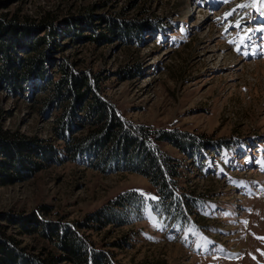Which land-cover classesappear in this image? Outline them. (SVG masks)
I'll use <instances>...</instances> for the list:
<instances>
[{
	"label": "rangeland",
	"instance_id": "obj_1",
	"mask_svg": "<svg viewBox=\"0 0 264 264\" xmlns=\"http://www.w3.org/2000/svg\"><path fill=\"white\" fill-rule=\"evenodd\" d=\"M251 2L0 0V25L32 33L36 27L47 35L40 25L46 18L57 28L55 41L44 47L41 72L0 76L1 131L34 144H66L55 134L63 94L50 82L68 62L78 73L100 75L101 95L133 125L207 143L190 157L171 140L159 142L182 165L179 187L200 198L186 224L166 215L155 202L157 189L138 171H106L85 156L44 159L39 151L32 158L37 166L12 167V174L0 168L6 235L45 256L60 252L39 222L74 223L118 264H264V32L256 31L264 27V14L238 7ZM241 19L240 28L232 26ZM129 21L138 28L122 32ZM245 28L252 29L251 39L242 44ZM24 44L12 51L19 59L33 55ZM84 113L74 114L72 137L94 130V116ZM2 148L0 163L8 160ZM131 191L144 203L118 210L125 224L90 228L98 224L94 214Z\"/></svg>",
	"mask_w": 264,
	"mask_h": 264
},
{
	"label": "trees",
	"instance_id": "obj_2",
	"mask_svg": "<svg viewBox=\"0 0 264 264\" xmlns=\"http://www.w3.org/2000/svg\"><path fill=\"white\" fill-rule=\"evenodd\" d=\"M4 22V21H3ZM126 24V23H125ZM41 26L48 28L47 35L38 33V28L33 27L34 33L15 28L14 23H4L0 25V76L8 72L23 71L27 74L31 71L35 74L39 71V64L43 62L44 47L47 42L55 41L56 26L50 20L43 18ZM13 26V27H12ZM91 27V26H90ZM137 25L133 21L127 23V27H121L122 32L134 31ZM146 27V26H144ZM23 30V31H22ZM118 30V29H117ZM119 32V31H118ZM94 33H97L94 31ZM32 34H37L36 37ZM105 33H100L99 35ZM46 35V36H45ZM98 35V33H97ZM107 36V35H106ZM25 43V44H24ZM28 45L31 47L33 55L27 58H17L16 47L18 45ZM15 50V52H12ZM32 67V70L30 69ZM61 75L56 80L50 82L52 89L61 92L64 105L63 112L57 117V127L55 134L57 140H65L66 144L33 143L27 142L18 134L3 132L0 130V148L4 151L8 160L0 163V168L7 174H12L9 169L25 164L27 166H37L33 161V154L40 151L41 158L56 160L58 154L69 160H80L84 156L87 162L97 159L100 166L106 171H116L117 169L138 171L149 178L152 185L157 189V204L163 209L168 217H173L178 222L186 224L191 214L196 213L199 196L182 190L176 178L181 176L182 165L159 146L160 141L171 140L183 151L190 155L197 149L204 148L206 141L198 136H193L180 131H166L154 128H144L141 125L135 126L130 121L123 119L115 106L107 97L101 95L102 77L91 71L78 73L68 62L60 65ZM26 76V75H25ZM14 77V75H12ZM90 100H89V99ZM78 109V110H77ZM79 109L86 117L94 116V130L86 137H72L71 127L75 124L74 114ZM77 115V114H76ZM93 118V117H92ZM75 120V121H74ZM74 121V123H72ZM10 171V172H9ZM7 181H4V183ZM179 193L182 195L180 196ZM142 196L136 191L126 192L118 195L107 206L94 214L93 220L98 223L90 228L103 229L105 226L121 220L122 210L127 206L139 207L144 203ZM126 207V208H127ZM131 208V209H132ZM123 217V216H122ZM121 217V218H122ZM120 219V220H119ZM92 220V221H93ZM36 221V220H34ZM93 221V222H94ZM38 222V221H36ZM45 229L39 225V230L43 233V228L47 234V239L57 246L60 253L37 256L31 254L21 247L19 242L10 235H6L4 227L0 224V264H118L114 262L109 252L95 249L94 244L88 236L79 232L76 224L56 223L45 225ZM50 229V230H49ZM37 231V230H36ZM40 232V233H41Z\"/></svg>",
	"mask_w": 264,
	"mask_h": 264
},
{
	"label": "snow or ice",
	"instance_id": "obj_3",
	"mask_svg": "<svg viewBox=\"0 0 264 264\" xmlns=\"http://www.w3.org/2000/svg\"><path fill=\"white\" fill-rule=\"evenodd\" d=\"M238 7H240V8H247V7L257 8L258 7V10H260L261 13L264 14V0H252L251 3H243V4L239 5ZM234 11L235 10H233V12ZM232 14H233L232 12L226 13L225 14V18H227V16H230ZM241 24H242V19L241 20H237L235 22V24L232 25V26L233 27H236V28H240L241 27ZM226 31H227V28H226ZM256 31L264 32V27H261L259 29H256ZM244 32H245V36L240 41V43H242V44L244 43L245 40H250L251 39L250 33L252 32V29L251 28H245L244 29ZM236 50L239 52L240 51V48L237 47ZM262 191H264V189H262ZM153 199H154V197H153ZM245 224H247L246 221H245ZM154 226L155 227H160L159 224H154Z\"/></svg>",
	"mask_w": 264,
	"mask_h": 264
}]
</instances>
